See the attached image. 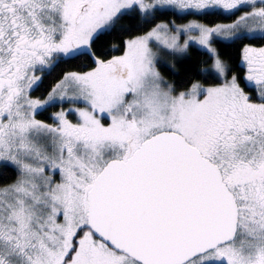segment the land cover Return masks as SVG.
Wrapping results in <instances>:
<instances>
[{
  "label": "snow or ice",
  "instance_id": "6c2138e0",
  "mask_svg": "<svg viewBox=\"0 0 264 264\" xmlns=\"http://www.w3.org/2000/svg\"><path fill=\"white\" fill-rule=\"evenodd\" d=\"M0 264H264V0H0Z\"/></svg>",
  "mask_w": 264,
  "mask_h": 264
}]
</instances>
